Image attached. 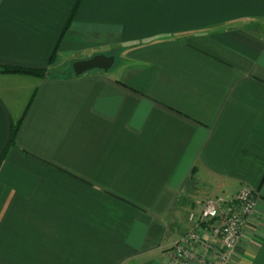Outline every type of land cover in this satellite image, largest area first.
Instances as JSON below:
<instances>
[{
  "label": "crops",
  "instance_id": "1",
  "mask_svg": "<svg viewBox=\"0 0 264 264\" xmlns=\"http://www.w3.org/2000/svg\"><path fill=\"white\" fill-rule=\"evenodd\" d=\"M78 1L0 0V67L52 74L0 70V264H174L189 213L243 189L228 264H264V0H82L64 32Z\"/></svg>",
  "mask_w": 264,
  "mask_h": 264
},
{
  "label": "built area",
  "instance_id": "2",
  "mask_svg": "<svg viewBox=\"0 0 264 264\" xmlns=\"http://www.w3.org/2000/svg\"><path fill=\"white\" fill-rule=\"evenodd\" d=\"M257 198L248 189L233 197H215L202 204L200 212L188 215L189 231L169 251L174 264H228L249 218L254 214ZM214 250L213 259L202 252ZM197 250L200 252L196 253ZM200 256V257H199Z\"/></svg>",
  "mask_w": 264,
  "mask_h": 264
},
{
  "label": "trees",
  "instance_id": "3",
  "mask_svg": "<svg viewBox=\"0 0 264 264\" xmlns=\"http://www.w3.org/2000/svg\"><path fill=\"white\" fill-rule=\"evenodd\" d=\"M81 1L82 0L78 1L71 17L69 18V20L65 26L64 32H66L68 30L69 25L71 24ZM57 53H58V48L55 50V52L53 53V55L50 59V62H49L50 67H52L55 64V62L57 60ZM0 70L4 74L28 75V76H34V77H39V78H45L47 75H50V76L52 75L51 73L48 72V69H45V70H29V69H23V68H15V67H0ZM19 125H20V123H18L17 125H15L12 128L11 140H10V146L11 147L15 144L17 133L19 130Z\"/></svg>",
  "mask_w": 264,
  "mask_h": 264
},
{
  "label": "water",
  "instance_id": "4",
  "mask_svg": "<svg viewBox=\"0 0 264 264\" xmlns=\"http://www.w3.org/2000/svg\"><path fill=\"white\" fill-rule=\"evenodd\" d=\"M115 65V58L106 55H97L88 60L78 61L72 65L73 73L76 77L93 71L108 73Z\"/></svg>",
  "mask_w": 264,
  "mask_h": 264
},
{
  "label": "rangeland",
  "instance_id": "5",
  "mask_svg": "<svg viewBox=\"0 0 264 264\" xmlns=\"http://www.w3.org/2000/svg\"><path fill=\"white\" fill-rule=\"evenodd\" d=\"M52 72H54V74H57L56 76L57 77H67V76H72V72H71V67L69 66V65H67L66 67L64 66H60V67H57V68H55V70H53ZM211 199V198H210ZM209 199H207V201H208ZM200 209L201 208H198L196 211L197 212H200ZM188 231H189V229H188ZM187 231V232H188ZM186 232V233H187ZM185 233V234H186ZM213 251L214 250H206L205 252H202V254L203 255H205L206 257H208L210 260L211 259H213V256H212V253H213ZM198 252H200L199 250H197V252L196 253H198ZM200 257V256H199Z\"/></svg>",
  "mask_w": 264,
  "mask_h": 264
}]
</instances>
